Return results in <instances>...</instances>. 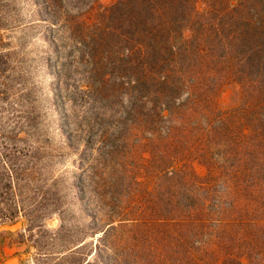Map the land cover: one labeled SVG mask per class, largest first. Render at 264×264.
Instances as JSON below:
<instances>
[{"label": "trees", "instance_id": "obj_1", "mask_svg": "<svg viewBox=\"0 0 264 264\" xmlns=\"http://www.w3.org/2000/svg\"><path fill=\"white\" fill-rule=\"evenodd\" d=\"M31 2L29 24L44 27L58 57L46 60L52 104L69 109L68 134L92 149L91 180L121 193L97 213L87 253L74 239L56 264H264V0ZM12 10L0 0V13ZM13 53L0 52V76ZM14 70L7 95L25 84ZM228 90L232 104L222 102ZM35 117L22 114L12 129L0 122V224L15 221L23 182L44 172ZM125 134L128 154H142L123 169L133 175L124 186L112 156L128 146Z\"/></svg>", "mask_w": 264, "mask_h": 264}, {"label": "rangeland", "instance_id": "obj_2", "mask_svg": "<svg viewBox=\"0 0 264 264\" xmlns=\"http://www.w3.org/2000/svg\"><path fill=\"white\" fill-rule=\"evenodd\" d=\"M8 1H12L14 10L7 15L0 13V33L3 36L0 52L14 53L7 71L0 76V122L8 124V128L12 129L22 114L31 113L37 117L35 131L38 138L34 145L38 148V164L44 166V172L29 184L23 182L24 187L16 197L19 211L15 221L0 224V264H56L57 251L74 239L85 241L79 255L87 253L91 247L88 244L91 241L95 243L100 234L91 235L92 227L99 225L95 217L101 209L113 207L111 202L116 199L115 195L121 194L120 186L102 190L96 185L99 181L97 177L93 176L92 180L89 177L91 167L85 162L93 155L92 149L76 145L79 136L75 133L68 134V128L74 127L69 109L66 108L67 114H62L60 107L57 109L52 104V87L56 83L46 60L50 57L53 61H58V57L54 48L42 39L40 31L44 27L29 24L36 18L35 6L31 0H2ZM112 1L99 0V3L108 5ZM52 32L56 34L58 31L53 27ZM14 67L17 71H25V84H13L7 95L3 92L2 82L7 85L14 83L9 81L12 76H9V72L15 71ZM57 86L64 93V85ZM234 94L228 90L224 93L222 102L232 104ZM124 136L128 140V146L115 151L112 157L119 163V173H124L122 182L125 186L133 175L131 172H123V169L141 165L139 155L142 154V147L129 155L131 136ZM26 140L31 143L30 138ZM93 163L96 166L92 165V170L96 171L98 162L94 160ZM145 171L155 175L158 165L155 162L146 164ZM42 183L43 189L39 190ZM156 184L157 181L155 186ZM58 231L63 232L54 237ZM36 244L42 248L40 252L45 257L35 258L38 251ZM91 251L89 257L94 258Z\"/></svg>", "mask_w": 264, "mask_h": 264}]
</instances>
